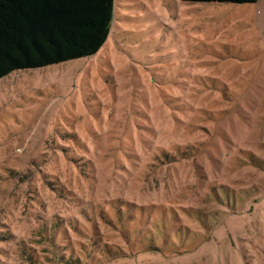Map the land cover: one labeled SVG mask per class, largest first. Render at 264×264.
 Returning a JSON list of instances; mask_svg holds the SVG:
<instances>
[{
    "label": "rangeland",
    "instance_id": "rangeland-1",
    "mask_svg": "<svg viewBox=\"0 0 264 264\" xmlns=\"http://www.w3.org/2000/svg\"><path fill=\"white\" fill-rule=\"evenodd\" d=\"M0 264H264V0H114L1 77Z\"/></svg>",
    "mask_w": 264,
    "mask_h": 264
},
{
    "label": "trees",
    "instance_id": "trees-1",
    "mask_svg": "<svg viewBox=\"0 0 264 264\" xmlns=\"http://www.w3.org/2000/svg\"><path fill=\"white\" fill-rule=\"evenodd\" d=\"M113 5L114 0H0V78L19 69H39L93 55L107 39Z\"/></svg>",
    "mask_w": 264,
    "mask_h": 264
}]
</instances>
